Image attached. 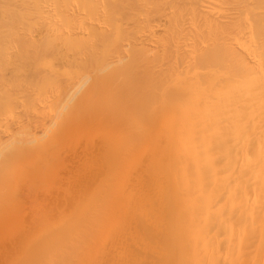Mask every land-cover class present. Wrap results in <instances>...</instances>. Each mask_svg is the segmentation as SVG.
I'll return each mask as SVG.
<instances>
[{"label": "bare ground", "instance_id": "1", "mask_svg": "<svg viewBox=\"0 0 264 264\" xmlns=\"http://www.w3.org/2000/svg\"><path fill=\"white\" fill-rule=\"evenodd\" d=\"M0 264H264V0H0Z\"/></svg>", "mask_w": 264, "mask_h": 264}, {"label": "rangeland", "instance_id": "2", "mask_svg": "<svg viewBox=\"0 0 264 264\" xmlns=\"http://www.w3.org/2000/svg\"><path fill=\"white\" fill-rule=\"evenodd\" d=\"M6 68V66H4ZM2 70V69H1Z\"/></svg>", "mask_w": 264, "mask_h": 264}]
</instances>
